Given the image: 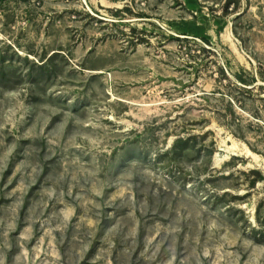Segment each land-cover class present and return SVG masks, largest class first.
Here are the masks:
<instances>
[{"label": "rangeland", "instance_id": "rangeland-1", "mask_svg": "<svg viewBox=\"0 0 264 264\" xmlns=\"http://www.w3.org/2000/svg\"><path fill=\"white\" fill-rule=\"evenodd\" d=\"M236 2L0 0V264H264V0Z\"/></svg>", "mask_w": 264, "mask_h": 264}, {"label": "trees", "instance_id": "trees-1", "mask_svg": "<svg viewBox=\"0 0 264 264\" xmlns=\"http://www.w3.org/2000/svg\"><path fill=\"white\" fill-rule=\"evenodd\" d=\"M238 6H239V2H238V0H237V2L235 3V5L233 6L232 11L237 10V9H238ZM230 7H231V2H228V3L225 5L224 8H225V10H228ZM204 41L208 42L207 40H204Z\"/></svg>", "mask_w": 264, "mask_h": 264}, {"label": "bare ground", "instance_id": "bare-ground-1", "mask_svg": "<svg viewBox=\"0 0 264 264\" xmlns=\"http://www.w3.org/2000/svg\"><path fill=\"white\" fill-rule=\"evenodd\" d=\"M228 151H229L232 155H235V153H234V152H235L234 147H231V148L229 147ZM248 154L251 155L250 152H249ZM217 157H218V156L216 155L215 160H217Z\"/></svg>", "mask_w": 264, "mask_h": 264}]
</instances>
